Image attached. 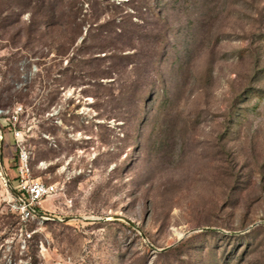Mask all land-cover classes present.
I'll return each mask as SVG.
<instances>
[{
	"label": "rangeland",
	"instance_id": "obj_1",
	"mask_svg": "<svg viewBox=\"0 0 264 264\" xmlns=\"http://www.w3.org/2000/svg\"><path fill=\"white\" fill-rule=\"evenodd\" d=\"M103 10L139 24L132 57L93 49L60 83L67 60L29 42L24 0H0V111L19 113L32 178L57 187L22 234L0 118V264H264V0Z\"/></svg>",
	"mask_w": 264,
	"mask_h": 264
},
{
	"label": "trees",
	"instance_id": "obj_2",
	"mask_svg": "<svg viewBox=\"0 0 264 264\" xmlns=\"http://www.w3.org/2000/svg\"><path fill=\"white\" fill-rule=\"evenodd\" d=\"M150 1L129 0L138 14L150 7ZM105 2L106 0H24L25 13L29 15L25 24L29 42L42 44L46 41L48 54L57 46L55 59H61L60 65H63L64 59L67 60L66 68L57 71L60 75L57 81L60 83H65L62 78L76 73L75 68L86 66L92 58H97L93 49L101 51L100 53L113 52L117 60L132 57L124 55L125 44L139 29H130V25L138 27L139 24L133 22L132 14L126 13L122 17L123 20L126 19L125 26L110 28L115 25L116 17L106 18L103 10ZM85 4L87 9L84 8ZM37 64L45 65L42 61ZM42 71L50 76L52 67H45ZM107 74L110 75L109 72ZM93 76L91 80L96 86L102 84L99 80L105 74Z\"/></svg>",
	"mask_w": 264,
	"mask_h": 264
},
{
	"label": "built area",
	"instance_id": "obj_3",
	"mask_svg": "<svg viewBox=\"0 0 264 264\" xmlns=\"http://www.w3.org/2000/svg\"><path fill=\"white\" fill-rule=\"evenodd\" d=\"M9 111H0V118L8 120L9 125L14 126L12 133L17 141L18 149V174L16 185H12L7 174L3 177L6 187H11L14 191L9 199L12 211L16 214L19 223V231L27 233L26 226L28 223L40 222L44 219V214L40 211V204L44 199L54 195L57 187L54 184H46L44 182L34 180L32 178V167L30 165L31 155L27 150L24 141H22L21 133L15 128L19 120V113L15 111L11 116L5 117Z\"/></svg>",
	"mask_w": 264,
	"mask_h": 264
},
{
	"label": "water",
	"instance_id": "obj_4",
	"mask_svg": "<svg viewBox=\"0 0 264 264\" xmlns=\"http://www.w3.org/2000/svg\"><path fill=\"white\" fill-rule=\"evenodd\" d=\"M257 225H259V223L258 224H255V225H253V226H251L248 230H250V229H252V228H254V227H256ZM203 231H214V232H224L223 230H220V229H215V228H204L203 229ZM193 232H195V231H193ZM157 250V249H156ZM165 250H167V249H164V250H162V251H165Z\"/></svg>",
	"mask_w": 264,
	"mask_h": 264
},
{
	"label": "crops",
	"instance_id": "obj_5",
	"mask_svg": "<svg viewBox=\"0 0 264 264\" xmlns=\"http://www.w3.org/2000/svg\"><path fill=\"white\" fill-rule=\"evenodd\" d=\"M16 140V139H15ZM9 176V175H8ZM16 177H17V175H16ZM10 182H11V184L13 185L14 183H16L17 181H12L11 179H10Z\"/></svg>",
	"mask_w": 264,
	"mask_h": 264
}]
</instances>
